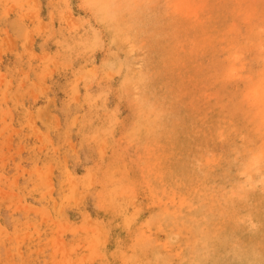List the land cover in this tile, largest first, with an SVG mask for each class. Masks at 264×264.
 I'll use <instances>...</instances> for the list:
<instances>
[{
    "label": "rangeland",
    "instance_id": "rangeland-1",
    "mask_svg": "<svg viewBox=\"0 0 264 264\" xmlns=\"http://www.w3.org/2000/svg\"><path fill=\"white\" fill-rule=\"evenodd\" d=\"M0 264H264V0H0Z\"/></svg>",
    "mask_w": 264,
    "mask_h": 264
}]
</instances>
